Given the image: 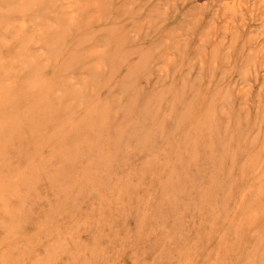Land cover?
Instances as JSON below:
<instances>
[{
  "label": "rangeland",
  "instance_id": "1",
  "mask_svg": "<svg viewBox=\"0 0 264 264\" xmlns=\"http://www.w3.org/2000/svg\"><path fill=\"white\" fill-rule=\"evenodd\" d=\"M0 264H264V0H0Z\"/></svg>",
  "mask_w": 264,
  "mask_h": 264
}]
</instances>
